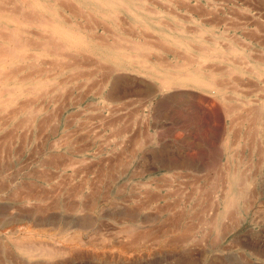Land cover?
Wrapping results in <instances>:
<instances>
[{
	"label": "rangeland",
	"instance_id": "1",
	"mask_svg": "<svg viewBox=\"0 0 264 264\" xmlns=\"http://www.w3.org/2000/svg\"><path fill=\"white\" fill-rule=\"evenodd\" d=\"M128 1L140 15L119 13V28L93 2L84 19L61 11L85 39L146 43L142 74L134 65L112 80L118 65L93 43L83 71L31 61L33 49L0 63V264H264V0ZM199 70L224 93L178 78ZM165 77L178 81L171 92ZM77 232V249L57 242ZM24 235L65 250L30 256L16 244Z\"/></svg>",
	"mask_w": 264,
	"mask_h": 264
},
{
	"label": "bare ground",
	"instance_id": "2",
	"mask_svg": "<svg viewBox=\"0 0 264 264\" xmlns=\"http://www.w3.org/2000/svg\"><path fill=\"white\" fill-rule=\"evenodd\" d=\"M71 1H73V2H71ZM88 2L89 3L90 2H93V4H90V5H93L92 8L95 11L97 10V12L99 13V15L101 17H103V19H106V20L111 21V23H113L114 25H116L118 28H119V26L124 27L123 25L125 24V22L120 19L119 13H128V14H130V16L136 17V18L138 16L137 14H139V13H136V9H135L136 7H135L134 2L131 1V3H130L128 0H0V17L3 18V19H5L7 22H11V24L12 23L14 24V27L13 28H10V29L6 25H4L5 23H2V25H1V28H0V63L8 64L9 66H13L16 62H28V56L30 58V52L27 49H29V50L33 49L35 52L36 51H40L41 55H37L38 53L36 52L37 53V54L35 53V55H37V56H35V58L37 57L36 60H31V61H34V62L37 61L38 62V60L41 61L44 58L43 56H45V57L54 56L57 60H59V61L61 60L60 62L65 63V64L68 63L67 65H70L74 69H80L81 70L82 68L84 69L85 66L88 69L87 66L91 65V63H90L91 61L90 60H94L92 58H95L94 57V54L95 53H92L93 54V57L91 55L86 54V55H88V57L89 56L92 57V58H90V57L89 58L88 57L86 58L85 57L86 55L83 54V52L81 53L80 50L83 49L85 52H90L92 49L95 50L94 46H92V43H93L94 45H98V46H101V47H105V48H107L109 50V52H106L105 50L104 51H100V53H99V54H101L100 58L102 56H104V59L106 58L107 61L110 60V59H112L118 65V67L111 73V76L113 77L112 80H115V75L116 74L121 73V72H127L128 70H131L134 65L136 66L135 69L136 68H138V69L135 70L133 68L134 70L131 71V72H138L139 71V73L142 74V71H141L142 69L141 68L146 67V66H143V65H145V63L147 64L148 61H149V58H147L149 56H147L145 54L147 56V57H145V55H144L145 49H147L149 47V46L146 45L145 42H144L145 44H143V45H146L147 48H145L146 46L145 47H142L143 45H141V46L140 45H137V46H130L129 45V47L128 46L126 47L125 46L126 44L123 43L124 44V46H123L121 42H116L115 41V43H109V41H107L104 38V35L102 37V36L96 34V32H94V34L87 33V35L90 34V36L88 35L89 36V39H85L82 36H80L79 34L78 35L77 34H74L75 32H69L65 28V26L67 24V16H68V14L65 15L63 12L66 11L68 13H71L74 18L80 17L82 19L84 16H87V15H85V14H87V12L85 14L83 12L85 11L86 8H88L87 7V6H89L87 4ZM46 9H48L47 11H49L52 14L51 16H53L55 18L54 21H53V19H48L46 17V14H45ZM61 10L62 11L64 10V11L62 12ZM87 11H88V14H91V11H90V13H89V10L88 9H87ZM154 11H156L157 14L159 12L157 9L156 10H153V12ZM137 12H139V11H137ZM47 16L49 18L51 17L49 15H47ZM88 16H90V15H88ZM68 19H69V17H68ZM106 20H102L103 23ZM69 22H71L70 19H69ZM73 22H75V21H73ZM88 22L90 23L91 20L88 21ZM140 22L143 23V21H140ZM71 24H73V23H71ZM97 24L98 23L96 22V25H95L96 27H97ZM8 26H10V25H8ZM100 26L101 25H98V27H100ZM8 29H9V31H8ZM138 35L143 36V34H138ZM139 38L144 39L145 37L144 38L143 37H139ZM172 39H174V38H172ZM196 39L198 40L200 38H196ZM117 41H119V40H117ZM169 41H171V40H169ZM175 41L176 42H179L180 40L179 39H175ZM155 45L157 46L158 44L156 43ZM155 45H153V46H155ZM216 48H212L211 50L213 51L215 49V50L218 51L219 49L218 48L216 49ZM68 50L69 51L70 50L76 51V53L74 52L72 54L71 53L72 51L69 52ZM27 51H28V53H27ZM111 51H114V53H110ZM31 55H32V53H31ZM142 55H144V58H143ZM32 56H31L30 59H32ZM95 56L96 57L97 56L99 57L98 54H96ZM158 56H159V53H158ZM40 57H42V59ZM219 57H221V56H219ZM140 58L142 60H138ZM206 58L207 57H205V59ZM88 59H90V60H88ZM207 59H209V58H207ZM98 60L100 61V59H98ZM43 61H44V59L42 60L41 65L43 63H46V61H44V62ZM135 61H137V62H135ZM140 61H142V62H140ZM158 61L159 60H157L156 58L153 60V62L156 63V64L157 63L159 64ZM34 62H32L33 64L29 62L31 65H33V68H35L34 66L37 67L39 65V63H40L39 62L38 64H34ZM60 62H59V64H60ZM30 64H28V65H30ZM17 65L15 66L16 67L15 68L16 70H17V67H19V65L18 66ZM9 66H8V68H9ZM24 66H27V63L25 65H23V67ZM56 66L54 68L61 69V71L64 70L65 67H66V66L64 67V64L63 65L60 64L58 67H56ZM70 66H68V67H70ZM183 66H185V65H183ZM2 67L4 68L5 73H6L5 66L2 65ZM130 67H132V68H130ZM150 69L151 70H154L151 67H150ZM4 70H1V72H2L3 75H4V73H3ZM8 70L12 74V72H13L12 70H14V67H13V69L11 71H10V69H7V72H8ZM16 70H14V72ZM21 71H23V70H21ZM81 71H83V70H81ZM98 71H101V69L98 70ZM14 72H13V75H15ZM19 72H20V70H19ZM37 73H39V72H37ZM203 73H202V71L200 72V70H199V72L198 71H196V72H187L186 71L183 74H180L179 75L180 77H178V78L179 79H184V82H188V83H192V84L195 83V84L198 85L197 87L200 86V87H202V88H204L206 90H212V91H215L216 93H224L223 92V88L224 87L217 81V78H215L216 77V74H214V72H212V70L209 73H207L208 74L207 76H209V77L203 76ZM90 75H91V73H90ZM5 76H4V78H5ZM164 80L165 81H163L164 82L163 84L165 86H163L162 89H163V91H168V92H171V89H172L171 85H173V84L175 85L178 82V81L177 82L176 81H172L170 78L167 79V77H165ZM178 85H180V84H178ZM184 85H186V84H184ZM195 87H196V85H195ZM5 88L6 87H4V90H5ZM16 88H17V86H16ZM15 89L13 88L11 91L14 92ZM16 90H18V89H16ZM0 91H3V90H0ZM7 92H8V90L7 91L5 90V91H3V93L0 92V94L2 93L1 95H3L4 93H7ZM19 92H21V94H23L26 91L25 92L19 91ZM19 95H17V96H19ZM14 97L16 98V96H14ZM11 98L13 99V96ZM222 98H224V97H222ZM2 99H0L1 102L4 101ZM11 101H14V100H11ZM5 107H7V106H5ZM0 111H2V110L0 109ZM249 119H250V117H249ZM239 178H240V176H239ZM239 178H238V176H236V177L234 176L233 177V180H232V186L231 185L230 186L231 187H234V188H235V186L238 187L241 184ZM240 179H242V178H240ZM229 183H231V182H229ZM233 190H235V189H233ZM233 190H232V192H233ZM236 190H237V188H236ZM236 190H235V192H236ZM240 194H243V192L241 191ZM229 199L232 200L233 203H237V202H239L240 197L238 195L237 196L236 195L235 196H232V193H231V198H229ZM29 230L30 231H28V230H26V231H28L29 233H32L31 232V229H29ZM28 232H26L25 234H27ZM33 233L36 234V232H33ZM33 233H32V235H33ZM27 235L22 236V238L21 237H17V236H16L17 238L14 237V238H16V241H17L16 244L18 243L19 249H21L22 251H26L28 254H29V252H31L32 249H35V251H40V253H42L45 256L50 257V258L53 257V256H57L58 254H62L63 253V250H65V249H70V250L71 249L72 250L73 249L75 250V248L77 249L79 247L80 243L84 240L83 239V236L84 235L82 233H80V232H77V233H74V234L71 233V234H69V236L67 238H64V239L58 238L57 239V242H59V243L60 242H63L66 245L64 247L65 249L60 250V249H58L56 247H53L51 245H50L51 247L48 246V244L45 245L46 243H44L43 241H40L38 244L35 243L36 244L35 245L34 242H32L33 237L32 236L31 237L29 236L27 238L26 237ZM29 235H31V234H29ZM36 236H37V234H36ZM38 238L36 237L37 240H40ZM27 239L28 240L30 239L31 240V243L28 242L29 244H25L27 242H24V241L25 240L28 241ZM36 239H33V241H35ZM41 242H43V243H41ZM30 256H32V255H30Z\"/></svg>",
	"mask_w": 264,
	"mask_h": 264
},
{
	"label": "crops",
	"instance_id": "3",
	"mask_svg": "<svg viewBox=\"0 0 264 264\" xmlns=\"http://www.w3.org/2000/svg\"><path fill=\"white\" fill-rule=\"evenodd\" d=\"M192 142V140H190V142L189 143H191ZM196 142V147H199V152L200 153H202L203 152V144H202V142L201 141H195ZM205 145H206V143H205ZM179 146V145H178ZM180 147V146H179ZM185 151V150H184ZM186 154H189L188 152H186ZM189 163H190V161H191V159L189 158ZM241 161L243 162V154H242V158H241ZM196 172H197V170H196Z\"/></svg>",
	"mask_w": 264,
	"mask_h": 264
}]
</instances>
